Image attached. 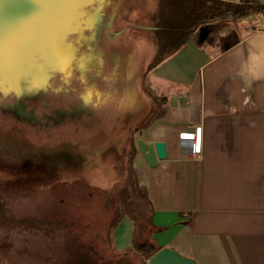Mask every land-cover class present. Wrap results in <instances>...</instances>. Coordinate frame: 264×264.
I'll return each instance as SVG.
<instances>
[{
	"label": "rangeland",
	"instance_id": "obj_1",
	"mask_svg": "<svg viewBox=\"0 0 264 264\" xmlns=\"http://www.w3.org/2000/svg\"><path fill=\"white\" fill-rule=\"evenodd\" d=\"M157 4L0 0V75L41 76L32 92L0 88V264H142L110 235L124 210L147 229L131 142L164 103L161 39L144 29Z\"/></svg>",
	"mask_w": 264,
	"mask_h": 264
},
{
	"label": "crops",
	"instance_id": "obj_2",
	"mask_svg": "<svg viewBox=\"0 0 264 264\" xmlns=\"http://www.w3.org/2000/svg\"><path fill=\"white\" fill-rule=\"evenodd\" d=\"M246 20L200 27L155 66L150 78L164 103L135 130L137 141H163L167 152L156 166L139 146L134 156L143 236L197 264H264V14ZM191 115H201L197 154L181 137L195 128ZM129 213L112 233L120 251L136 235Z\"/></svg>",
	"mask_w": 264,
	"mask_h": 264
},
{
	"label": "trees",
	"instance_id": "obj_3",
	"mask_svg": "<svg viewBox=\"0 0 264 264\" xmlns=\"http://www.w3.org/2000/svg\"><path fill=\"white\" fill-rule=\"evenodd\" d=\"M257 13L264 14V4L261 0H158L155 13L152 16L154 19L153 25L144 26L145 30H149L148 32L153 33L151 37H154V39L156 37L154 34L158 31V38L160 37L161 39L154 67L182 49L192 34L200 27L212 24L216 21L245 19ZM95 23L98 30L104 33L105 25L102 23L101 19L99 18ZM39 75L38 69H26L24 72L21 71L17 76L11 79H7L0 75V88L6 89L5 86L9 85L11 90L15 91L17 95L21 94L22 90L32 92L39 87L38 85H34L36 80H39L41 77ZM4 140L5 139L2 141L10 144L7 142L8 140ZM21 144L23 143H18V145ZM131 150L134 158L138 153V144L135 140L131 142ZM3 155L5 156V154ZM1 158H3V156H0V159ZM64 190L62 189V193H60L67 195V193H63L65 192ZM126 213L127 211L124 210L121 216ZM121 216L114 221L111 228L110 236L112 248H114L113 229L118 224ZM148 243L149 246L143 245L139 238L135 236L132 246L128 249L122 251L116 248L114 249L124 255L135 254L138 261L141 260L142 264H150L149 258L159 250V246L155 245L156 243L153 236L148 238Z\"/></svg>",
	"mask_w": 264,
	"mask_h": 264
},
{
	"label": "water",
	"instance_id": "obj_4",
	"mask_svg": "<svg viewBox=\"0 0 264 264\" xmlns=\"http://www.w3.org/2000/svg\"><path fill=\"white\" fill-rule=\"evenodd\" d=\"M138 146L145 160L150 166H156L159 158L167 154L166 144L163 141L149 142L138 140ZM150 264H197L193 259L181 254L170 247H163L149 258Z\"/></svg>",
	"mask_w": 264,
	"mask_h": 264
},
{
	"label": "built area",
	"instance_id": "obj_5",
	"mask_svg": "<svg viewBox=\"0 0 264 264\" xmlns=\"http://www.w3.org/2000/svg\"><path fill=\"white\" fill-rule=\"evenodd\" d=\"M263 4H264V0H262ZM200 121H201V115H191L190 116V123L192 126H194V130L193 131H185L181 133V137L182 138H186L190 140L191 143V150L194 154L200 153L202 150V144H201V130L202 127L200 125ZM199 143L200 144V149L197 150L196 149V144Z\"/></svg>",
	"mask_w": 264,
	"mask_h": 264
},
{
	"label": "snow or ice",
	"instance_id": "obj_6",
	"mask_svg": "<svg viewBox=\"0 0 264 264\" xmlns=\"http://www.w3.org/2000/svg\"><path fill=\"white\" fill-rule=\"evenodd\" d=\"M196 149H197V150L200 149V144H199V143L196 144Z\"/></svg>",
	"mask_w": 264,
	"mask_h": 264
}]
</instances>
